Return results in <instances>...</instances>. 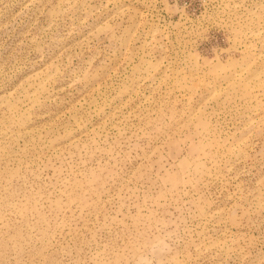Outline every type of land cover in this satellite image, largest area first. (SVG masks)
Here are the masks:
<instances>
[{"label": "rangeland", "instance_id": "obj_1", "mask_svg": "<svg viewBox=\"0 0 264 264\" xmlns=\"http://www.w3.org/2000/svg\"><path fill=\"white\" fill-rule=\"evenodd\" d=\"M264 264V0H0V264Z\"/></svg>", "mask_w": 264, "mask_h": 264}, {"label": "clouds", "instance_id": "obj_2", "mask_svg": "<svg viewBox=\"0 0 264 264\" xmlns=\"http://www.w3.org/2000/svg\"><path fill=\"white\" fill-rule=\"evenodd\" d=\"M169 249L165 235L155 237L148 245L147 252L136 257V264H155L157 258L167 254Z\"/></svg>", "mask_w": 264, "mask_h": 264}]
</instances>
